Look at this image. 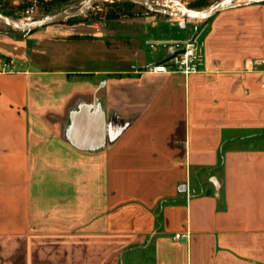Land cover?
Returning <instances> with one entry per match:
<instances>
[{"label":"crops","instance_id":"obj_1","mask_svg":"<svg viewBox=\"0 0 264 264\" xmlns=\"http://www.w3.org/2000/svg\"><path fill=\"white\" fill-rule=\"evenodd\" d=\"M145 22L0 28V264H264V2Z\"/></svg>","mask_w":264,"mask_h":264},{"label":"rangeland","instance_id":"obj_2","mask_svg":"<svg viewBox=\"0 0 264 264\" xmlns=\"http://www.w3.org/2000/svg\"><path fill=\"white\" fill-rule=\"evenodd\" d=\"M49 1L51 0H0V10L2 13L5 12V15L17 21L31 22L60 10L77 9L85 2V0H57L53 4L59 3V5L57 4L58 9L49 12L48 9L51 8L48 4ZM126 1L98 0L82 19L90 22H100L110 30V38L112 40L125 43L134 41L144 31L145 18L147 16L165 15L153 12L139 4L130 5ZM219 1L221 0H152L156 5L166 6L172 9L190 8L189 6L196 2L200 5V8H196L198 10L207 9ZM2 27L7 28L8 26L0 21V28ZM184 35L186 34L175 36Z\"/></svg>","mask_w":264,"mask_h":264},{"label":"water","instance_id":"obj_3","mask_svg":"<svg viewBox=\"0 0 264 264\" xmlns=\"http://www.w3.org/2000/svg\"><path fill=\"white\" fill-rule=\"evenodd\" d=\"M97 1L98 0H85V2L77 9L60 10L31 22L17 21L5 15L0 10V21L9 27L25 32H31L33 30H36L38 28L50 24L63 22L70 18H75L85 15ZM128 1L139 4L142 7H145L156 13H162L169 16L184 17L190 19H199V20H208L216 13L220 12L221 10L233 4H236L237 2H264V0H221L207 9L198 10V9H191L185 7V9L181 10V9H172L166 6L156 5L152 2V0H128Z\"/></svg>","mask_w":264,"mask_h":264},{"label":"built area","instance_id":"obj_4","mask_svg":"<svg viewBox=\"0 0 264 264\" xmlns=\"http://www.w3.org/2000/svg\"><path fill=\"white\" fill-rule=\"evenodd\" d=\"M200 59L196 39H193L184 47L174 51L166 60L156 64L152 70L155 72H182L188 74L197 70ZM258 63H264V59L249 60V66L252 69H255V65ZM6 65H10V63H6ZM175 237L180 238L181 234H176Z\"/></svg>","mask_w":264,"mask_h":264},{"label":"trees","instance_id":"obj_5","mask_svg":"<svg viewBox=\"0 0 264 264\" xmlns=\"http://www.w3.org/2000/svg\"><path fill=\"white\" fill-rule=\"evenodd\" d=\"M55 1H57V0H51V1H49V5L51 6V8H49L48 10H49V12H52V11H54V10H57L58 8V5H59V3H57V4H53ZM128 4H130V5H132V4H136V3H132V2H130V1H126ZM191 9H196V8H200V5L198 4V3H192L190 6H189ZM4 14H6L5 12H3ZM83 16L84 15H82V16H79V17H75V18H70V19H68V20H66V21H63V22H79V21H85V20H83L82 18H83ZM7 28H9V29H11V30H15V28H12V27H7Z\"/></svg>","mask_w":264,"mask_h":264},{"label":"bare ground","instance_id":"obj_6","mask_svg":"<svg viewBox=\"0 0 264 264\" xmlns=\"http://www.w3.org/2000/svg\"><path fill=\"white\" fill-rule=\"evenodd\" d=\"M178 8H179V7H178ZM179 9L183 10V9H185V7H184V8H179Z\"/></svg>","mask_w":264,"mask_h":264}]
</instances>
